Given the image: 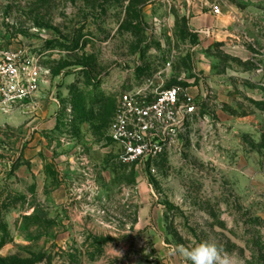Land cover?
<instances>
[{
	"label": "rangeland",
	"instance_id": "374dc122",
	"mask_svg": "<svg viewBox=\"0 0 264 264\" xmlns=\"http://www.w3.org/2000/svg\"><path fill=\"white\" fill-rule=\"evenodd\" d=\"M208 1L201 69L183 0H0V47L43 70L33 105L0 108V264H191L204 241L264 264V0ZM172 86L202 121L119 164V94Z\"/></svg>",
	"mask_w": 264,
	"mask_h": 264
},
{
	"label": "built area",
	"instance_id": "2783aa9c",
	"mask_svg": "<svg viewBox=\"0 0 264 264\" xmlns=\"http://www.w3.org/2000/svg\"><path fill=\"white\" fill-rule=\"evenodd\" d=\"M212 13L219 15V9L212 8ZM42 77L38 56L25 49L0 47V108L35 102ZM148 89L121 92L109 122L107 137L121 165L139 166L157 159L195 117L202 121L195 96L180 87Z\"/></svg>",
	"mask_w": 264,
	"mask_h": 264
},
{
	"label": "crops",
	"instance_id": "0c3cea01",
	"mask_svg": "<svg viewBox=\"0 0 264 264\" xmlns=\"http://www.w3.org/2000/svg\"><path fill=\"white\" fill-rule=\"evenodd\" d=\"M183 4L185 9L184 11L182 10V13H184L187 19L189 31L196 33L201 40L196 50L198 52V67L202 69V32H205L207 35H215L219 32L220 28H222V21L219 19L218 15L212 13V8L217 7V1H214V5H210L208 0H183ZM194 81L202 84V76L194 74L188 82L193 84ZM189 90L191 93H196V95H194L195 98L200 97L197 95L199 91L197 87H192ZM36 100L37 98H35V101ZM33 104L34 102L22 107H28Z\"/></svg>",
	"mask_w": 264,
	"mask_h": 264
},
{
	"label": "clouds",
	"instance_id": "9594fccd",
	"mask_svg": "<svg viewBox=\"0 0 264 264\" xmlns=\"http://www.w3.org/2000/svg\"><path fill=\"white\" fill-rule=\"evenodd\" d=\"M191 264H217L220 258V249L212 241H204L190 250H180Z\"/></svg>",
	"mask_w": 264,
	"mask_h": 264
}]
</instances>
